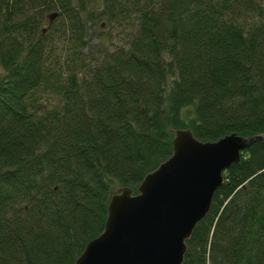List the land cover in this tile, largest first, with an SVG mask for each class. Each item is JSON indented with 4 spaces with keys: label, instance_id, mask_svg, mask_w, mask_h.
<instances>
[{
    "label": "trees",
    "instance_id": "trees-1",
    "mask_svg": "<svg viewBox=\"0 0 264 264\" xmlns=\"http://www.w3.org/2000/svg\"><path fill=\"white\" fill-rule=\"evenodd\" d=\"M101 5L0 0V264H74L171 129L264 132V0ZM96 25L122 44L92 46ZM223 178L182 264H264V142Z\"/></svg>",
    "mask_w": 264,
    "mask_h": 264
},
{
    "label": "water",
    "instance_id": "water-1",
    "mask_svg": "<svg viewBox=\"0 0 264 264\" xmlns=\"http://www.w3.org/2000/svg\"><path fill=\"white\" fill-rule=\"evenodd\" d=\"M47 16L51 23L56 13ZM170 133L171 155L136 190L115 189L102 231L86 243L74 264H182L186 241L208 214L223 171L239 162L242 150L264 142V132H232L215 141H201L188 128Z\"/></svg>",
    "mask_w": 264,
    "mask_h": 264
},
{
    "label": "rangeland",
    "instance_id": "rangeland-1",
    "mask_svg": "<svg viewBox=\"0 0 264 264\" xmlns=\"http://www.w3.org/2000/svg\"><path fill=\"white\" fill-rule=\"evenodd\" d=\"M86 2L88 9L90 10H101V0H82ZM119 28L118 27H108L106 25L103 26H93L90 28L89 35L91 36L90 44L96 45L100 44V46H104L109 50H113L116 46L122 44V36L119 35ZM119 186H116L117 189Z\"/></svg>",
    "mask_w": 264,
    "mask_h": 264
},
{
    "label": "bare ground",
    "instance_id": "bare-ground-1",
    "mask_svg": "<svg viewBox=\"0 0 264 264\" xmlns=\"http://www.w3.org/2000/svg\"><path fill=\"white\" fill-rule=\"evenodd\" d=\"M192 133H193V132H192ZM249 147H250V146H249ZM249 147H248V148H249ZM248 148H246V149H244V150L241 151V153H240V159H241V155H242V153H243L244 151H246ZM239 161H240V160H239ZM238 163H239V162H238ZM234 164H237V163H234ZM234 164H232V165H234ZM232 165H231V166H232ZM231 166H230V167H231ZM230 167H229V168H230ZM227 169H228V168H227ZM225 170H226V169H225ZM225 170H224V171H225ZM224 171H223V172H224ZM223 181H224V178H223ZM218 189H219V188H218ZM218 189H217V190H218ZM217 190H216V191H217ZM212 199H213V198H212Z\"/></svg>",
    "mask_w": 264,
    "mask_h": 264
}]
</instances>
